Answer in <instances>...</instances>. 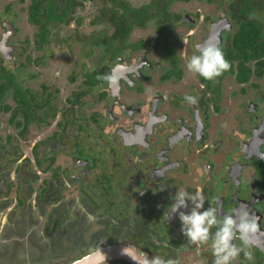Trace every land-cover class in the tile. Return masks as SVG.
Segmentation results:
<instances>
[{
	"label": "flooded vegetation",
	"instance_id": "flooded-vegetation-1",
	"mask_svg": "<svg viewBox=\"0 0 264 264\" xmlns=\"http://www.w3.org/2000/svg\"><path fill=\"white\" fill-rule=\"evenodd\" d=\"M3 1L0 0V6ZM18 2L28 3L25 23L30 28L27 30L30 37L26 34L20 43L13 42L20 32V26L18 16L13 14L10 18V13L13 12L11 3L7 2L0 7V44L7 49L5 52L0 49V56L5 61L9 60L7 65L11 68L15 66V52L25 48L27 54L30 49H37L36 36L42 32L29 19L28 7L32 0ZM211 5H216L221 10L220 13L208 12L203 15L200 7H192L194 14L182 10L181 19L174 26L170 41H162L160 46L155 44L156 41L159 42L156 38L158 28L154 35L152 32L153 37L141 38L145 42L140 47L132 46L140 40L134 39L135 31H144L146 28L151 31L154 26L135 27L129 38H125L124 48L114 59L108 58L104 44L96 47L94 54L86 57L84 47L80 49L81 41L73 40L72 36H77L80 34L77 32L83 29L84 20L79 23L76 19L78 16H75L81 7L76 12L69 13L57 26L50 27L48 39L51 46V38L55 33H60L74 22L76 32L72 28L69 29L71 33L57 36L55 45L61 50L69 42L67 51L74 53L75 47L78 50L68 55V60L72 61L69 65L72 71L65 88L69 94L64 99L61 97L68 106L56 109L55 94L60 91L53 85L55 81H51L46 85L50 86L49 91L54 92L53 100L50 101L52 115L45 118L37 111V122L33 120L34 124L26 125L23 138L30 136L27 133L29 129H39L37 135L44 134L45 129L52 130L31 145L33 158L30 167L35 165L37 171L35 170L33 181L36 186L30 194L25 191L24 180L16 177V182L11 181L16 174L15 167L0 160V189L4 193H10L12 189L15 194L18 193L14 199L17 205L26 207V217L29 220L33 219L37 224L44 223L48 229L50 224L55 223L54 217L60 219L62 225L71 216L79 219L81 214H85V209L84 206L79 208L77 203L84 199L90 184L93 191L99 187L107 201L111 196L117 194L120 197L124 193L122 200L125 203H119L118 207L122 209L124 205V209H134L129 222L135 224V235L132 236L135 238V249L140 246L144 252L161 250L165 253V259L169 255L176 257L171 258L174 264H212L211 240L199 247L189 243L180 231L178 213L167 214L172 203L171 197L177 188L189 192L200 188L206 199L204 207H209L211 202L218 209L220 217L235 214L239 220L241 215L248 213L257 221V231L249 235L247 245H244L239 234L233 240L237 246L251 251L252 259H246L241 252L231 264H264V93L257 94L251 100L243 98L240 107L228 103L235 96L243 97L241 93L246 92V84L256 88L259 85L252 81L254 78L245 82L238 80L240 60L232 58L233 54L231 56L227 52L223 53L230 64L229 69L211 80L196 73L195 76L187 74L186 69L180 66L178 49L184 42L190 56L197 51L194 47L196 44H215L222 51H227L239 43L237 23L229 19L217 4ZM60 8L63 9L62 5ZM198 11L200 12L196 14ZM260 12L264 17L263 10ZM91 21L92 18L88 19V22ZM23 25L25 24L22 23L21 27ZM100 25L101 28L97 27ZM86 26L92 27L88 35L103 36L102 31H105L106 36H109L115 31L114 25L108 23H87ZM181 27L186 30L189 28L188 34H178V28ZM80 51L83 55L79 54ZM40 56L38 59L41 60ZM50 56V53H45L43 64ZM77 64L88 74L98 69L99 77L116 75L117 81L110 86L107 80L100 78L95 85H89L93 87L92 93L86 90L84 93L83 86L75 85L79 79L75 72L80 68ZM117 65L123 67H116ZM251 65H254L253 60ZM26 70L27 68L25 73ZM230 77L240 86L239 91H229L232 88ZM186 79L187 82H184ZM261 79H264V75ZM82 82L79 84L82 85ZM186 94L196 96L197 103L185 102L183 98ZM53 102L55 106L52 105ZM187 112L190 113L189 120ZM41 117L44 118L43 123L38 122ZM236 125L237 130L232 131ZM74 128L78 132L85 131V149H80V142L75 141ZM63 133L70 143L75 142L73 146L76 150H73L74 147L64 148L61 153L62 162L55 165L58 160L56 149L63 144ZM21 137L19 135L16 139L23 140ZM0 149L4 150V147L0 145ZM13 152L11 157L16 159V164L27 162L28 157L17 148ZM220 156V160L215 159ZM50 158L54 160L53 170L44 172L36 165ZM37 160L39 161L35 162ZM65 190L68 192L64 197L62 191ZM21 192L27 193V199L24 195V198L21 197ZM18 198L23 200L19 204ZM8 205L7 202L0 205V212L8 208ZM181 210L188 211L187 208ZM73 211L76 213L73 214ZM95 213L97 212L93 216ZM111 213L114 215L113 211ZM143 223L145 227L139 226ZM211 231H215V228ZM64 238L65 236L62 237ZM113 243L126 244H110ZM138 252L143 255L141 251ZM114 260L133 264L122 258L110 261Z\"/></svg>",
	"mask_w": 264,
	"mask_h": 264
},
{
	"label": "rangeland",
	"instance_id": "rangeland-1",
	"mask_svg": "<svg viewBox=\"0 0 264 264\" xmlns=\"http://www.w3.org/2000/svg\"><path fill=\"white\" fill-rule=\"evenodd\" d=\"M147 1L148 0H131V3L135 6H139L140 4L146 3ZM7 2L11 3V9L13 10V12L10 13V18L11 15L15 14L16 17L18 16L19 19L18 25L20 27H18V29L20 30V32L18 33L17 37L14 38L13 42L20 43V40H22V38L25 37L26 34L27 37H30V33L27 31L30 28H28L25 23L27 20L26 7L28 3L27 2L19 3L18 0H4L2 5L6 4ZM2 5L0 7H2ZM95 5L96 4L93 2H87L86 4H84L82 8L78 9L75 16L82 17V20H84V24L82 30L79 31L77 30L78 31L77 33H80L77 36L84 37L89 34L88 32L92 27L85 26V15H86V19H91L92 16H94L96 13ZM200 5L201 4H199L197 0H192V4L189 6L182 2L181 6H179L178 4H174L172 8L176 10L181 9L183 10V12H188V13L190 12L194 14V12L191 11L192 6L196 8L200 7L201 10L203 11L202 12L203 15L208 12L219 14L221 11L216 7V5H201V6ZM0 11H2L1 8ZM22 23H24L25 25L21 27ZM71 23L72 24L70 26H68L60 33L58 32L55 33V35L51 38L53 43L50 46L48 52V54L50 53L51 56L45 59V63L40 65V64H36L38 60H33V62L30 63V66L26 70V74H25L26 77L31 75L32 72L34 73L36 72L38 74L36 79L31 80L28 83L26 81L25 83V86H27L28 88L31 87V91L36 93L39 90H41L40 88L41 83L47 84L50 83L51 81H55L53 85L56 86L60 91V93H58L57 95L55 94L56 96L55 101L57 102L56 105L57 110H61L68 106L65 100L61 99V97L63 99L65 97H68L69 94V92L65 88V83L68 81V75L72 71V68L69 67L72 61L68 60V55L74 54L78 50V47H75L74 53H71L70 51H67L69 49V42H66L61 50L55 45V43L57 36L60 35L64 36L66 35L65 33H71L69 29L74 28V32H76L74 27V22ZM97 27L101 28V25ZM25 28H26V32H25ZM188 30L189 28L187 30L182 27L178 28V34L186 35L188 34L187 32H189ZM153 35L152 32L148 31V28H146L144 31H135L134 39L135 40L141 38L147 39L149 36L153 37ZM183 35L181 36L183 37ZM72 37L75 36L73 35ZM185 46L186 43L184 42L182 44V47L180 46L178 49L180 66L186 69L187 74L191 73L193 76H195V73H192L187 69L186 66L187 60L190 57L189 54L191 53L188 51L187 48H185ZM29 53L33 58L36 57L38 58L40 55L45 56L44 52H41L35 48L30 49ZM8 58L9 57H7V59ZM8 61L9 60H6L5 63H7ZM10 62L12 63V61ZM77 65L78 67H80L79 68L80 70L79 69L77 71L75 70V72L78 73V78H79L77 80L78 84L75 85L79 87L81 86L79 85V83L82 82L84 78L83 73H85V71L81 68L80 64ZM253 78L254 79L252 81L258 84L259 87L256 88L250 86V84H246L247 87L246 92L244 93L240 92L243 97L235 96L232 102H230V100L228 101L229 104L231 105L234 104L235 107H240V103L243 98L245 100H251V99H255L257 94L262 95V93H264V79L257 77H253ZM230 81L232 82V88L229 91H237V90L239 91L240 86L236 84L233 77H230ZM184 82H187V79ZM184 82L182 85H184ZM6 102L11 104V107L15 105V101L11 97H9ZM52 105L55 106V102H53ZM80 114L82 113H78V115ZM9 116H10V111L5 113H0V145L4 146V150L0 149V160L3 159L5 162H8L10 155L9 156L5 155V153H7L6 152L7 149L8 152L12 151L13 147H16L19 151H21L23 155L30 157L32 159L33 153L31 150V145L37 140H39L40 137L42 138L48 135L49 132L52 130L51 129L49 130L48 128L45 129L46 130V132L44 133L45 135L43 133L37 135L38 132H40L39 129L36 128L29 129L27 133L30 136H28V138L26 136V138L21 137L23 140H17L16 138H18L20 135V133L18 132L20 128L17 129L16 127L9 125L7 123ZM187 118L188 120L190 118L189 112H187ZM236 130H237V125L236 127L233 128L232 131H236ZM94 135L95 134H93V136ZM73 136H75L76 138L75 141L80 142L81 145L78 144L80 149L82 148L85 149V145H86L85 131L78 132L74 128ZM62 137H64V140L62 142L63 144L58 145L56 149L58 150L57 153L58 160H56L55 165L62 162L63 158H61L62 156L61 153L63 149L64 148L70 149L71 147H74L73 144H75V142H72V140H71L72 143L69 142V139L65 135V133H63ZM48 142L50 143V141ZM73 150H76V148L74 147ZM80 152H82V150H80ZM221 157L222 156L215 157V159L220 160ZM15 166L16 164H14L12 167ZM33 169L37 171L35 166H33ZM14 175L12 176L11 181L16 182V177ZM88 185L89 188L88 191L85 192L84 199H82L80 203H77L79 208L84 206L85 214H81L79 219H76L73 216H71L69 218L70 220H67V222L65 220L66 224L63 225L61 224L60 219L54 217L55 218L54 222L59 224L52 223L49 225L48 229H46L44 223L37 224L33 222V219L29 220L26 217V212H25L26 207L24 205L23 206L17 205L14 198L17 196L18 193L15 194L14 189H12L10 193H2L0 191V205H2L5 202L9 204L8 208L6 207L2 209L0 212V264L70 263L92 252V250L97 249L100 245L104 246L112 242L126 243L130 246L135 247L134 246L135 238L132 237L133 235H135V228H134L135 224L129 222L130 215L131 216L133 215L132 213L134 209L133 210H130V208L128 210L124 209L123 207L124 205L122 206V209L120 208V206L118 207L119 203L121 204L125 203L124 200H122L124 193L120 197H118L117 194L115 196H111L107 201L103 198V192L99 187L95 189V191H93L94 189L92 185L90 184ZM0 188H2V186ZM67 190H65L66 192L62 191L63 196L68 192ZM23 195L25 199H27L26 198L27 196H25V194L21 192L22 198H24ZM111 211H113L114 215L111 213ZM94 212L97 213H95V215L93 216ZM75 213L73 211V214ZM134 215H136V213ZM139 226L145 227L144 223L139 224ZM45 229L47 231H45ZM63 236H65L64 239H62ZM138 244H140V241H138ZM139 247L136 246L137 251H141L145 256L148 257H151L152 255H159L162 257L165 256L164 255L165 253H163L161 250L158 251L146 250L147 252L146 251L144 252ZM169 256L170 257L168 258H176L173 255H169ZM101 264H127V263L121 260H114L109 262L107 261Z\"/></svg>",
	"mask_w": 264,
	"mask_h": 264
},
{
	"label": "trees",
	"instance_id": "trees-1",
	"mask_svg": "<svg viewBox=\"0 0 264 264\" xmlns=\"http://www.w3.org/2000/svg\"><path fill=\"white\" fill-rule=\"evenodd\" d=\"M197 1L201 5L217 4V6L223 9L229 19L237 23V28L239 29V43L235 45V48L223 52H227V54H230L231 56L233 54L232 58L234 57L240 60L239 64L241 70L240 75H238V80L245 82L249 81L254 76L259 78L263 77L264 17H262L260 11L263 10L264 13V0ZM87 2H93L96 4V13L92 16L91 22H88L85 15V26L87 23H108L114 25L115 31L109 36H106V32L102 31L103 36L88 35L84 36V38L81 36H75L73 37V40L81 41L80 49L84 47L83 52H85L86 57L94 54L96 47H101L104 44L109 59H114L116 54L124 48L125 38H129L130 33L135 27L146 28L148 26H154L151 30L153 34L155 33L156 28H158L157 39L159 42L156 41V45L160 46L162 41H170V36L174 34L173 28L179 23L182 12L181 9L176 10L172 8L173 5L178 4L181 6L182 2L187 5L192 4V0H148L146 3H142L139 6L133 5L131 0H32L28 7L29 19L32 23L39 26L38 28H40V31L42 30V32L38 33L36 36V48L47 55L51 44V41L48 39L50 36V27L60 24L59 22L64 21L69 13L76 12L78 7L82 8L84 3L86 4ZM61 5L63 9L60 8ZM255 8L258 9L255 10ZM199 12L200 11L196 12V14ZM76 19L79 23L82 22V17H76ZM139 31L141 30L139 29ZM143 42H145V40L141 39L139 42H134L132 46L140 47L144 44ZM166 45L168 44L166 43ZM83 52L80 51L79 54L83 55ZM170 52L174 54L172 50ZM15 54L16 59H13L15 62L13 68L5 63V58L2 55L0 56V113L10 111L7 123L17 129L20 128L18 132L22 137H25L24 133L27 129L26 125H28V123L34 124L33 120H35L34 122H37V111L41 112L42 116L45 118L52 115L50 101L53 100L52 94L54 92L49 91L50 86L45 83L40 84L41 90L37 93L31 91V87L28 88L25 86L26 81L28 83L30 82L28 80H34L38 76L36 72H32L31 75L26 77L25 68L28 69L33 60H38L36 64L42 65L44 62L43 55L40 56L41 60L37 57L32 58L30 53L26 54L25 48H22V51L20 49L17 50ZM252 60L254 61V65H251ZM99 73L100 70L98 69H95L93 73L90 74H88V72L84 73L85 78L83 79V82L85 85H83V82L81 85L84 88V93L85 90L88 92L91 91L92 93L93 87L91 86L95 85V82L100 76ZM84 93L82 94L84 95ZM9 97L15 101L13 107L6 102ZM76 97L78 98V96ZM43 117L39 118L38 122L43 123ZM13 151H16V147H13L12 151L5 153V155H10L8 163L11 167L16 164V159L11 157V154L14 153ZM26 161L27 162H23L22 164H16L15 177L24 180L25 191L30 194L36 186L33 183L35 179V170L33 169V166L32 168L30 167V163H32L31 158H26ZM38 161L39 160L35 162ZM42 162L43 163L38 162L36 165H38V168L44 172H47L49 169H54L52 167L54 162L53 158ZM58 169L60 170V167ZM56 173L57 172H54V174ZM262 181H264V174ZM44 183H46V180ZM44 187L45 186L41 187L42 191L44 190ZM1 192L4 193L3 191ZM27 193L25 196H27ZM20 199L18 198V204L23 201L22 198Z\"/></svg>",
	"mask_w": 264,
	"mask_h": 264
},
{
	"label": "clouds",
	"instance_id": "clouds-1",
	"mask_svg": "<svg viewBox=\"0 0 264 264\" xmlns=\"http://www.w3.org/2000/svg\"><path fill=\"white\" fill-rule=\"evenodd\" d=\"M194 47L197 51L188 58L186 65L190 72L199 74L206 80H211L229 69L230 64L225 59L222 49L217 45L201 46L196 44ZM116 67L123 66L117 65ZM115 71L114 68L113 72ZM100 78L107 80L111 86L116 83L118 77L107 75L98 77V79ZM183 99L188 104L197 103V97L191 94H186ZM171 199L172 203L167 214L178 213L181 222L180 231L187 238V241L199 247L211 240L212 264H231L241 252L246 259H252V252L243 246H237L233 240L239 234L244 245H247L249 235L257 231V221L254 216L244 213L239 220L236 219L235 214H225L220 217L218 209L213 207L211 202L209 207H204L206 199L200 188L194 192L177 188ZM184 208H187L188 211L181 210ZM213 228L215 231H211ZM138 264H174V261L159 255H152L151 257L140 255Z\"/></svg>",
	"mask_w": 264,
	"mask_h": 264
},
{
	"label": "water",
	"instance_id": "water-1",
	"mask_svg": "<svg viewBox=\"0 0 264 264\" xmlns=\"http://www.w3.org/2000/svg\"><path fill=\"white\" fill-rule=\"evenodd\" d=\"M0 49L4 52L7 50L1 44H0ZM140 255L142 254L139 253L134 247L130 245L113 243L107 246L99 247L98 249L70 263H60V264H101L103 262L117 258L126 259L133 264H138Z\"/></svg>",
	"mask_w": 264,
	"mask_h": 264
},
{
	"label": "bare ground",
	"instance_id": "bare-ground-1",
	"mask_svg": "<svg viewBox=\"0 0 264 264\" xmlns=\"http://www.w3.org/2000/svg\"><path fill=\"white\" fill-rule=\"evenodd\" d=\"M65 1V0H64ZM129 14V13H128ZM191 23V22H190ZM249 25V24H248ZM254 29V28H253ZM157 38V37H156ZM141 40V39H140Z\"/></svg>",
	"mask_w": 264,
	"mask_h": 264
}]
</instances>
